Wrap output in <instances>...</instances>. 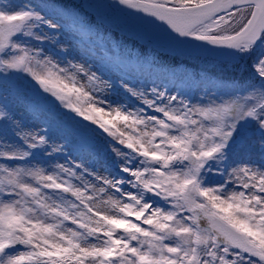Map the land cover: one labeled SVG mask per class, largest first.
<instances>
[{"label":"snow or ice","instance_id":"snow-or-ice-1","mask_svg":"<svg viewBox=\"0 0 264 264\" xmlns=\"http://www.w3.org/2000/svg\"><path fill=\"white\" fill-rule=\"evenodd\" d=\"M119 3L180 37L233 50L222 53L232 60L264 45V0ZM44 25L58 27L33 7L0 4V75H30L130 151L113 147L119 168L108 176L84 168L96 183L85 182L80 164L51 172L32 166L42 152L51 157L64 146L17 123L21 143L0 146V159L24 162L0 165V264H264V53L251 65L261 82L219 104L191 105L157 88L149 99L124 84L144 107L105 113L74 76H61L66 69L21 46L19 37L41 40L34 29ZM73 67L90 83L99 79ZM12 119L5 104L0 120ZM214 172L229 179L213 186Z\"/></svg>","mask_w":264,"mask_h":264},{"label":"rangeland","instance_id":"rangeland-1","mask_svg":"<svg viewBox=\"0 0 264 264\" xmlns=\"http://www.w3.org/2000/svg\"><path fill=\"white\" fill-rule=\"evenodd\" d=\"M9 2L16 6L33 7L45 18L58 25L55 29H49L46 25L34 29L42 37L41 40L32 37H19L21 46L30 48L32 54L39 52V59L50 60L58 68L66 69L64 73H61V76H74L77 87L83 86L97 101V106L102 107L105 113L117 107L127 111L144 107L137 97L126 92L124 84L137 92H145L149 99L152 98L150 90L157 88L160 91L166 90L170 95H177L178 99L182 98L191 105L198 106H207L213 101L219 104L235 97L238 93L235 88L217 87L213 83L201 81L193 82L184 65L179 66L175 71L155 72L146 65L131 63L133 67L128 63L118 62L117 55L113 57V54L104 46L97 45L86 38V35L83 34L84 27L82 28L81 25L72 21L73 13H67V11L52 13L43 10L40 4L34 0H0L2 5H8ZM75 15L78 14L74 12ZM263 46H258L252 54H255L256 57L263 53ZM73 65L83 66L89 74L94 73L99 79L94 84L90 83L87 76L78 72ZM9 71L11 74L7 79L0 75V108L6 104L13 119L0 120V146H3L5 142L14 145L21 143L16 128V124L20 123L25 127V130L45 134L49 138L50 144L64 146L62 151L53 153L51 157L42 152L31 162L32 166L42 167L51 172L56 164H64L71 168L80 164L83 168L76 169L78 175H82L85 182L92 183H96L94 175H88L84 168L88 173L100 176H108L113 167L119 168V164L114 165L113 163L116 160L112 151L113 147L125 152L130 150L123 148L115 139L103 132L98 125L64 107L61 101L50 93L44 92L30 75ZM256 82L260 83L261 81L256 80ZM10 83L12 84L9 85ZM240 93L243 94V91ZM71 99L74 101L75 97L72 96ZM145 113L155 114L152 109L146 107ZM62 114H67L69 120L65 122L71 126H64L60 123V120H66ZM104 119H110V117L105 116ZM119 127L123 128V125H119ZM23 163L22 161L0 159V165L17 166ZM210 179L211 185L214 186L229 177L227 173L221 176L214 172ZM73 183L80 184V181L73 180ZM125 187L128 186L125 185ZM44 191L50 192L51 190L45 189ZM109 194L115 193L113 190H109ZM153 199L158 200L159 198L154 197ZM160 203L163 204V201ZM165 207H170V205H165ZM181 215L187 216L190 213L183 211ZM69 226L75 228V225L69 224Z\"/></svg>","mask_w":264,"mask_h":264},{"label":"water","instance_id":"water-1","mask_svg":"<svg viewBox=\"0 0 264 264\" xmlns=\"http://www.w3.org/2000/svg\"><path fill=\"white\" fill-rule=\"evenodd\" d=\"M82 4L110 26L164 50L206 55L212 59H227L222 53L233 51L194 39H180L165 22L137 8L122 5L119 0H82ZM201 224L203 226L204 222Z\"/></svg>","mask_w":264,"mask_h":264},{"label":"trees","instance_id":"trees-1","mask_svg":"<svg viewBox=\"0 0 264 264\" xmlns=\"http://www.w3.org/2000/svg\"><path fill=\"white\" fill-rule=\"evenodd\" d=\"M43 7L48 10H56L65 8V5H71V0H37ZM83 10V9H81ZM91 16V15H90ZM91 26L96 24L104 26L90 17ZM97 27V26H96ZM105 27V26H104ZM90 31L92 30L89 27ZM98 31V30H97ZM105 38L104 41L118 42L121 40L127 45H131L134 50H137L138 57H149L152 64L160 68H173L178 64L181 59L186 61L187 67L197 78L215 79L224 84H236L240 87L255 83L253 69L251 65L253 63V56L250 59L245 60H233L229 64L228 62L212 61L208 57L201 56H184L174 55L166 52H161L148 45L142 44L134 38L127 35L120 34L113 30H100L98 31ZM238 61V62H236ZM184 62V61H183ZM232 81H235L234 83Z\"/></svg>","mask_w":264,"mask_h":264}]
</instances>
